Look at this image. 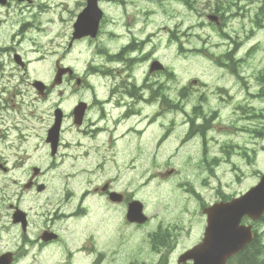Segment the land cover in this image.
Listing matches in <instances>:
<instances>
[{"label":"flooded vegetation","instance_id":"1","mask_svg":"<svg viewBox=\"0 0 264 264\" xmlns=\"http://www.w3.org/2000/svg\"><path fill=\"white\" fill-rule=\"evenodd\" d=\"M66 1L70 32L62 54L59 56L55 51L51 57L54 60L49 63L52 77L40 90L36 83L42 80L34 75L42 59L39 57L38 25L35 23L38 22V0H0V264H138V232L149 225L146 239L152 252H161L158 259L165 260L166 264H194L190 251L205 240L206 218L205 227L202 229L199 224L194 229L195 241L189 244L188 236L193 231L191 226L178 225L177 222L154 225L153 216L145 211L138 192L123 188L122 144H116L122 137L123 114H130L136 101H145L155 108L147 118L148 126H153L156 119L165 115L166 124L160 127H165L167 134L160 143L170 137V86L167 79L160 81L166 76L168 67L149 55L133 56L149 44L150 36L140 43L122 44L112 52L109 44L124 43L125 39L106 33L104 22L107 15L101 0H98L101 13L90 12L86 17L96 28V37L72 40L77 15L94 3L89 0ZM122 1L135 6L136 16L128 19L127 23L130 26L135 23V18H141L138 32L141 34L154 15L153 0H105V3L116 9ZM174 1L183 5L182 15H185V0ZM54 14L59 17L40 21L46 28L52 25L58 34L68 18L61 17L60 13L51 16ZM165 15L168 19H175L181 13L171 11ZM162 31L167 32L168 28ZM102 36L105 38L99 55L108 63H120L121 67L100 70L88 63V68L92 67L94 74H102L113 81L118 78L119 81L101 98L92 94L86 99H71L64 103L67 101L64 97L69 95L63 88L65 83L76 78L79 86L81 81L84 87L87 81L85 77L76 76L63 55H72L77 45L97 43ZM140 62L145 64V79L138 86L130 81V77L134 65ZM59 68H69L72 73H64L54 85V75ZM232 76L236 77L234 73ZM230 79L229 74L224 76L227 83ZM146 90H150L147 98L144 97ZM178 98L182 100V97ZM81 103L85 106L81 107ZM43 104L52 112L51 116L47 115L51 118L48 125H43ZM101 122L104 123L103 128L99 126ZM194 122H189L190 130L195 128ZM54 126L57 127L56 133L49 134ZM66 126L90 138L106 133V140L103 144H74L64 139ZM190 130L188 133L192 139ZM195 134L199 137V144H196L198 169L212 173L215 162L210 157L209 144L204 142L205 130L199 125ZM181 140L187 143L190 137L184 134ZM155 145L161 148L165 144ZM182 145L174 144V150ZM227 145L229 151L234 148V144ZM149 150L153 152L152 144ZM64 164H68L69 171L59 178L57 172ZM128 168L134 171L130 177L134 180L137 162H130ZM173 174L171 169L157 177L166 178ZM154 175L144 178L141 186L154 179ZM78 176L87 179L83 189H74L70 185V181ZM131 184L128 180L127 185ZM191 193L197 196L198 202L201 201L200 193L194 190ZM140 204L145 216L143 222L137 221ZM202 252L203 249L198 253V259H202ZM233 260L234 257L226 264H233Z\"/></svg>","mask_w":264,"mask_h":264},{"label":"rangeland","instance_id":"2","mask_svg":"<svg viewBox=\"0 0 264 264\" xmlns=\"http://www.w3.org/2000/svg\"><path fill=\"white\" fill-rule=\"evenodd\" d=\"M101 2L107 15L104 22L106 33L125 39L124 43L109 44L112 52H116L122 44H130L131 41L140 43L150 36L149 44L133 56L149 55L152 59H160L168 67L166 76L160 81L167 79L170 86V137L160 143V139L167 134L166 128L160 127L166 124L165 115L156 119L153 126H148L147 118L155 108L145 101L134 102L131 113L123 114L120 126L122 137L116 141V144H122L123 188L138 192L145 211L153 216L154 225L158 222H177L178 225L191 226L193 231L188 236L189 244L195 241L194 229L199 224L202 229L205 227L203 208L215 201L239 196L258 182L260 172L264 173V97H261L264 95V77L261 80L264 76V0L249 3L243 0H185V15H182L183 5L177 1L153 0L154 15L141 34L138 33L141 18H135V23L130 26L127 23L137 13L131 2L122 1L116 9L106 5L105 0ZM203 4H208L206 10H202ZM190 6L192 9H189ZM68 10L66 0H38V22L35 23L38 25V44L42 47L38 45L39 57L42 59L34 75L44 82L52 77L49 63L54 60L51 57L55 51L59 56L62 54L70 32ZM171 11L180 12L181 16L168 19L165 13ZM42 13L53 20L59 16L51 14L60 13L68 21L57 34L52 25L46 28L41 23ZM210 14L218 15L221 25L216 27L208 23L206 17ZM164 28L168 31L163 32ZM104 38L102 36L97 43L77 45L72 55H63L76 76L85 77L87 81L84 87L81 81L76 87V78L65 83L63 88L69 95L64 97L67 100L64 103H69L71 99H86L92 94L101 98L119 81L118 78L113 81L91 71L92 67L100 70L121 67L120 63H108L105 57L99 55ZM88 63L92 67L88 68ZM144 67L145 64L140 62L132 69L130 81L138 86L145 79ZM233 73L236 77L232 76ZM227 74L231 78L228 83L224 80ZM149 93L150 90H146L144 97L147 98ZM42 109L43 125H48L51 118L47 115H52L51 109L45 104ZM133 113L136 115L131 116ZM193 121L195 128L190 130L189 122ZM199 125L205 130L204 142L209 144V154L215 162L214 169H209L212 173L200 172L197 166L196 144H199V137L195 132ZM99 126L103 128L104 123ZM66 129L64 139L74 144H103L106 140V133L90 138L68 126ZM189 130L193 137L185 143L181 139ZM151 144L153 152L149 150ZM155 144L165 145L157 148ZM174 144L183 145L175 151ZM227 144H234V148L229 151ZM130 162H137L134 180L130 179L134 173L128 168ZM171 169L175 173L171 177H157ZM68 171V164H64L57 175L62 178L63 173ZM153 174L156 177L141 186L143 179ZM128 180L131 185H127ZM86 184L87 179L83 176L70 181L74 189H83ZM191 190L200 193V202ZM149 226L138 232V264H166L165 260L158 259L161 252L155 254L148 245L146 233ZM256 233L258 244L264 247V216L257 222Z\"/></svg>","mask_w":264,"mask_h":264},{"label":"water","instance_id":"3","mask_svg":"<svg viewBox=\"0 0 264 264\" xmlns=\"http://www.w3.org/2000/svg\"><path fill=\"white\" fill-rule=\"evenodd\" d=\"M95 10L93 5L78 16L74 25V38H81L87 35L93 38L96 36V28L93 27L92 21L86 18L90 12L94 13ZM66 72L70 73L67 70L59 71L54 84H57V79ZM43 88V84L38 82V89L42 90ZM56 131L57 127L54 126L49 131V134H55ZM263 212L264 176L261 177L257 187L241 198L228 204L215 205L207 210L208 226L202 259H198V253L204 245L190 251V258L194 260L195 264H225L228 258L241 251L245 245L252 241L250 227L239 226L241 218L247 215L253 220H257ZM139 217L138 222L144 221V218H141V209L139 210Z\"/></svg>","mask_w":264,"mask_h":264},{"label":"trees","instance_id":"4","mask_svg":"<svg viewBox=\"0 0 264 264\" xmlns=\"http://www.w3.org/2000/svg\"><path fill=\"white\" fill-rule=\"evenodd\" d=\"M255 240L253 244L247 247L236 259L235 264H264L263 259L260 258L264 253L258 249Z\"/></svg>","mask_w":264,"mask_h":264},{"label":"bare ground","instance_id":"5","mask_svg":"<svg viewBox=\"0 0 264 264\" xmlns=\"http://www.w3.org/2000/svg\"><path fill=\"white\" fill-rule=\"evenodd\" d=\"M34 29V28H33ZM30 34V33H29Z\"/></svg>","mask_w":264,"mask_h":264}]
</instances>
